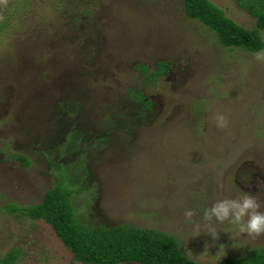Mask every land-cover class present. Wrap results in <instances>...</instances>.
Returning a JSON list of instances; mask_svg holds the SVG:
<instances>
[{
    "label": "rangeland",
    "instance_id": "rangeland-1",
    "mask_svg": "<svg viewBox=\"0 0 264 264\" xmlns=\"http://www.w3.org/2000/svg\"><path fill=\"white\" fill-rule=\"evenodd\" d=\"M209 1L254 27L237 0ZM0 27V209L38 204L63 165L84 225L158 230L199 264L264 247V235L213 240L199 211L194 223L183 215L243 192L264 202V64L251 52L221 46L182 0H0ZM158 61L169 69L153 80L135 69ZM132 91L150 112L136 115ZM69 101L81 103L79 117L60 121L86 137L68 150L54 121ZM11 250L13 264H79L48 225L1 210L0 260Z\"/></svg>",
    "mask_w": 264,
    "mask_h": 264
},
{
    "label": "trees",
    "instance_id": "trees-1",
    "mask_svg": "<svg viewBox=\"0 0 264 264\" xmlns=\"http://www.w3.org/2000/svg\"><path fill=\"white\" fill-rule=\"evenodd\" d=\"M237 3L254 19L253 28L246 29L237 25L209 0H182V8L188 19L202 24L221 46L253 53L263 47L259 31L264 30V0H237ZM135 69L140 76L153 80L164 75L169 65L166 61H158L153 70L140 64ZM130 97L138 104L136 115L150 112L151 103L141 92L132 91ZM69 103L68 109L56 112L59 120L54 121L55 128L70 135L69 143L64 145L68 150L70 146H75L72 144L77 143L79 136L85 134L77 131V128L72 131V124L67 126L66 121H60L64 112L70 120H77L79 117L77 111L81 103ZM117 118L115 116V120ZM85 137L86 135L82 139ZM17 157L23 165L28 164L24 157ZM62 170L64 166L58 165L55 170L58 180L43 193L38 204L19 205L12 202L3 205L0 211L16 219L41 221L48 225L54 236L72 253L73 260L79 264H199L184 257L176 238L158 230L131 225L87 226L79 222L71 206L73 187L67 186L69 182L63 177ZM17 255L16 251L11 250L0 260V264H13ZM216 264H264V247L249 249L239 258H225Z\"/></svg>",
    "mask_w": 264,
    "mask_h": 264
},
{
    "label": "clouds",
    "instance_id": "clouds-1",
    "mask_svg": "<svg viewBox=\"0 0 264 264\" xmlns=\"http://www.w3.org/2000/svg\"><path fill=\"white\" fill-rule=\"evenodd\" d=\"M253 59L264 64V48L252 53ZM215 127L223 129L227 127V119L224 114L217 113L213 117ZM264 202L258 201L256 195L243 192L238 197L222 198L213 201L203 209H185L184 217L189 223H194L192 218L199 211L200 219L204 224L206 235L213 240L217 239L218 232L230 233V238L235 236L259 237L264 235ZM227 224V231H218L214 225ZM201 233L200 225L194 226V235ZM224 246L221 245L216 256L224 255Z\"/></svg>",
    "mask_w": 264,
    "mask_h": 264
}]
</instances>
